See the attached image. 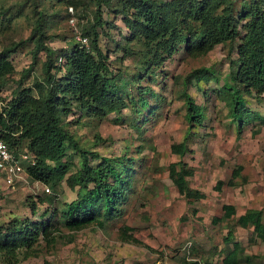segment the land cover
I'll return each mask as SVG.
<instances>
[{"label": "rangeland", "instance_id": "rangeland-1", "mask_svg": "<svg viewBox=\"0 0 264 264\" xmlns=\"http://www.w3.org/2000/svg\"><path fill=\"white\" fill-rule=\"evenodd\" d=\"M249 2L213 0L210 4L213 16L225 12L235 18L238 36L233 41L206 48L198 42L189 48L185 44L157 66L156 62L147 64L151 56L127 26L126 19L134 13L127 8L132 1L110 0V5L102 6L105 24L97 28V44L116 75L113 82L122 101L115 110L97 117L87 105L82 109L75 96L58 90L57 96L69 101L57 103L59 115L86 151L91 168L118 170L122 160L131 159L137 175L126 185V199L116 210L107 213L102 197L91 209L93 216L103 220V228L94 223L69 230L66 205L80 202L94 184L86 183L82 189L71 184L69 178L81 159L67 144L60 162L68 172L61 181L44 184L49 193L41 192L30 177L28 185L0 189V264H223L229 254L237 264H264V242L251 227L240 228L235 221L246 210L261 209L264 224V93L242 92L240 97L250 112L241 111V120H234L232 102L222 90L223 81H230L229 74L235 71L236 47L250 19L242 17L243 6ZM261 6L264 10V3ZM123 7L126 14L115 13ZM97 9L96 0H0V50L23 41L9 57L14 73L0 79L4 81L0 88L3 117L15 99L32 102L50 94L45 53L38 52L34 59V43L28 40L37 22L43 25L46 43L57 51L49 72L54 80L51 85L60 83L64 88L66 61L58 54L71 50L75 41L82 43L79 39L93 28ZM201 28L199 22H191L177 29L191 38ZM89 41L83 45L89 46ZM145 69H152L153 74ZM199 70L208 80L185 85L186 76ZM185 93L202 107L204 117L197 125L188 120ZM14 123L18 124L17 119ZM19 127L10 133L15 139L22 135ZM181 142L188 146L187 153L172 152V146ZM18 149L40 160L31 138L23 139ZM180 161L193 173L187 177L188 192H198L200 198L187 201L170 180L169 165L177 163L182 170ZM45 162L55 166L51 158ZM237 167L242 168L240 177L231 180ZM217 182L221 184L215 189ZM225 205L234 206L235 215L223 221ZM124 227H129L128 234L137 243L122 239ZM19 228L23 232L18 233Z\"/></svg>", "mask_w": 264, "mask_h": 264}, {"label": "trees", "instance_id": "trees-1", "mask_svg": "<svg viewBox=\"0 0 264 264\" xmlns=\"http://www.w3.org/2000/svg\"><path fill=\"white\" fill-rule=\"evenodd\" d=\"M96 1L98 9L93 16V28L86 33L88 38L83 37L86 41L90 40V45H83L79 41H75L71 50L58 54V57L65 58L66 61L64 65L68 74L66 77L68 82L64 87L66 89L64 90L60 83L51 85L54 80L49 72L50 68H54L52 57L57 51L46 43L48 37L42 28L43 25L38 21L28 40L34 43L32 52L34 59L38 52L45 53L47 61L44 64V69L47 75L46 83L50 86V94L43 100L31 99L32 102L27 99H15L11 101L5 110L6 118L0 114L1 128H8L7 130L10 128L11 130L4 132L6 141L11 147L18 148L20 142L26 138H31L33 144L38 147L40 160L36 162L35 167L29 168L31 178L34 180H39L44 184L50 181L55 183L61 181L68 172L66 165L60 162L65 155L67 144L79 153L81 163L69 180L71 179V184L79 186L81 189L82 185L86 183H92L94 187L88 188V193L82 196L80 202L66 205L67 210L64 214L66 226L69 230L75 231L94 223L97 224V227L103 228V220H100V217L93 216L91 209L96 205L97 200L102 197L107 213L116 210V206L121 205L122 201L126 199L124 194L127 191L126 185L130 184L137 175V169L132 166L134 163L131 159H128L127 162L122 160L123 162L117 166L119 169L116 168L118 170L111 166H108L107 169L91 168L88 165L86 151L74 141V138L66 130L65 123L61 122L59 115V104L57 103L60 101L61 103H67L69 101L65 96H57L58 90L61 92L66 91L75 96L80 101L82 109L87 105L89 112L97 117L104 116L111 109L115 110L117 102L122 101H120L118 95V87L113 82L116 75L108 66L107 58L97 44L99 36L97 28H103L105 24V21L102 20L101 8L110 5V0ZM131 1L132 3L127 4V8L134 9V13L131 15L133 17L129 16L130 18L126 19L127 26L133 37L143 41L142 47L147 49L148 56H151L147 64L152 62H156V66L161 64L163 60L176 54L185 44L189 48L193 46L194 42H198L200 48H206L209 47L208 45L212 46L222 43V41H233L238 36L237 22L231 14L228 15L224 12L222 15L213 16V8L210 5L213 0ZM249 1L248 6H243L245 13L242 17L248 15L250 19L246 21L244 34L239 37L240 43L236 47L238 57L236 61L232 62L235 71L231 70L229 74L228 80L231 82L223 81L222 85V90L228 94V98L232 102L231 112L234 120H241V113L249 111L240 97L242 92L248 95H251L252 92L260 95L264 93V10L261 6L264 0ZM124 8L121 10L115 9L114 11L115 13L126 14ZM191 22H199L202 30L191 33L192 37L190 38L188 34L183 35L182 31L177 28L186 24L190 25ZM22 43L23 41H20L0 50V79L3 80L14 73V67L9 57L16 53ZM57 69L59 70V68ZM145 70L153 74L152 69ZM192 80L196 82L207 81L208 76L205 75L204 71H195L186 76L184 84L186 85ZM3 84L4 81H0V88ZM238 86L243 89L241 92ZM141 90L146 91L147 89ZM185 94L188 120L190 123L197 125L204 117L201 111L202 107L196 103L191 95ZM15 119L22 127V135L17 139L10 134L15 130L19 131L20 127L17 123H14ZM261 122L264 125V119ZM238 127L240 128V124ZM171 150L176 154L184 155L187 153L188 146L186 143L181 142L173 145ZM47 158L55 161V166L48 165L45 162ZM180 164L182 170L177 168V163L169 165L170 180L178 193L187 201L192 200V198H200L202 195L198 192H188L187 177H191L193 173L181 161ZM241 170V167H237L231 180L240 177ZM110 175H112L111 178L106 181V178ZM220 184V182H217L214 188L218 189ZM228 184H230V181H228ZM233 215H235V208L232 205L223 206V216L221 217L223 221L228 220ZM260 216H262L261 209H249L244 214L239 215L235 221L240 228L249 229L251 227L252 233L260 242H264V224H261ZM121 230L124 241L138 242L137 239L128 234L129 227H124ZM43 231L46 233L47 230L44 229ZM17 232L21 233L23 229L19 228ZM229 234H231L230 230L227 231V235ZM226 240L227 237L224 241ZM236 247L237 244H234L235 249ZM222 262L223 264H237L236 258L232 254H229ZM189 264L199 263L194 261Z\"/></svg>", "mask_w": 264, "mask_h": 264}, {"label": "built area", "instance_id": "built-area-1", "mask_svg": "<svg viewBox=\"0 0 264 264\" xmlns=\"http://www.w3.org/2000/svg\"><path fill=\"white\" fill-rule=\"evenodd\" d=\"M81 44L86 42L85 38L79 39ZM5 130L0 126V189L8 190L19 185H28L30 175L29 168L36 166V160L28 150L19 152L17 147H11L5 138ZM32 179V178H31ZM40 185V190L49 192V188L41 185L37 180L32 179ZM4 194V193H1Z\"/></svg>", "mask_w": 264, "mask_h": 264}, {"label": "clouds", "instance_id": "clouds-1", "mask_svg": "<svg viewBox=\"0 0 264 264\" xmlns=\"http://www.w3.org/2000/svg\"><path fill=\"white\" fill-rule=\"evenodd\" d=\"M195 100V99H194ZM37 181H39V180H37ZM40 183H41V185H44V183L43 182H41V181H39ZM45 186V185H44ZM45 187H47V186H45ZM50 191V190H49ZM41 192H43V193H45L46 191L45 190H41ZM47 193H49V192H47ZM234 207V206H233ZM235 208V207H234Z\"/></svg>", "mask_w": 264, "mask_h": 264}]
</instances>
